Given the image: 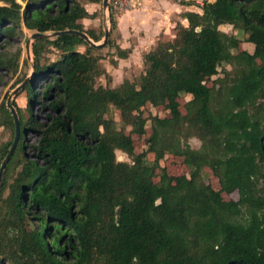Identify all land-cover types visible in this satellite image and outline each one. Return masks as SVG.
<instances>
[{
    "label": "trees",
    "instance_id": "trees-1",
    "mask_svg": "<svg viewBox=\"0 0 264 264\" xmlns=\"http://www.w3.org/2000/svg\"><path fill=\"white\" fill-rule=\"evenodd\" d=\"M95 17L81 0H0L7 36L24 24L41 33L82 30L98 42L104 32L80 22ZM183 17L188 25L161 34L142 72L117 86L98 83L112 78L104 47H116L113 64L131 51L114 45L113 10L101 47L72 33L33 42L27 109L43 79L41 95H55V113L45 124L16 106L21 133L0 188V264H264V0H205L202 13ZM53 50L59 56L50 60ZM148 104L169 115L146 116ZM149 119L148 149L137 152L133 135H146ZM0 125L15 137L5 103ZM28 130L39 136L30 157ZM13 140L0 144V167ZM170 156L189 172L171 174L162 164ZM207 168L219 189L205 179ZM234 192L238 199H225Z\"/></svg>",
    "mask_w": 264,
    "mask_h": 264
},
{
    "label": "rangeland",
    "instance_id": "rangeland-1",
    "mask_svg": "<svg viewBox=\"0 0 264 264\" xmlns=\"http://www.w3.org/2000/svg\"><path fill=\"white\" fill-rule=\"evenodd\" d=\"M84 6H86L87 1L81 0ZM174 1V0H173ZM99 4L96 6L97 11L95 18H88L80 20L82 21L85 28L95 27L96 29L102 30L105 35V31L107 28L111 31L112 22L110 18L108 21L106 20L104 9H103V1L98 2ZM125 11V10H123ZM117 21V20H116ZM224 30L229 33H237L236 29L233 28L232 25L227 24L224 25ZM34 32L25 27L24 24H19L15 28V34L13 36H7L5 33L0 32V57H3V64H0V104L5 103L9 106V103H12L17 110L21 108L25 113L26 117L31 115V118L40 123H48L50 121V117L54 115V110L50 106V102L55 97L54 94L45 97L41 95L42 87L44 85L45 80L41 79L37 81L36 88L39 90V94L37 98L31 104L32 113L28 111L29 107V96L26 91V85L14 94L15 89L20 86L26 78L32 79L34 77L33 68L34 64V53H33V41H31L32 34ZM116 36V30L112 31V37ZM114 39V38H113ZM104 41V37L102 40L98 42ZM114 45H117L114 39ZM240 48H246L250 51L254 50V45L249 42H242L239 46ZM81 51L86 49L85 46H79ZM116 47L106 46L102 49L101 53L105 57V60L102 61L104 66L106 67L108 73L111 75V79L109 80L107 77L102 76L98 79L99 84H110L111 86H117L121 84L125 79L134 80L139 73L142 72L144 68V60L140 61V59H133L132 61H125L121 65L119 63L113 64L111 61L114 59L113 55L116 54ZM58 52L53 50L48 53L47 57L50 60H55L58 58ZM117 58V56H114ZM118 59V58H117ZM120 60V59H119ZM118 60V61H119ZM142 63V66L140 65ZM14 94V95H13ZM12 96L11 101L9 98ZM188 96L182 97L179 99L181 104V110L185 112L184 103L186 102ZM16 104V105H15ZM17 106V107H16ZM144 114L149 116L150 114H158L160 116L169 115V111L163 108H156L152 105L148 104L144 109ZM130 129V128H129ZM128 129V130H129ZM151 133V120L149 119L147 123V134L144 136L133 135L135 148L137 152H142L148 149L147 138ZM14 134L8 128L0 125V144L13 140ZM39 136L35 131L28 130L25 134V153L27 156H35L36 151L32 148L34 144L37 143ZM189 142L193 148H199L201 145V141L195 137L189 139ZM117 156L121 160H128L127 155L118 150ZM149 158L153 159V153L148 154ZM163 165H166L168 171L171 174H185L188 173V168L183 163V158L181 157H168L165 161H162ZM205 179L210 181L212 185L219 189V183L216 176L213 172L207 168L205 173ZM225 199H238V193L234 192L232 194H223Z\"/></svg>",
    "mask_w": 264,
    "mask_h": 264
},
{
    "label": "crops",
    "instance_id": "crops-1",
    "mask_svg": "<svg viewBox=\"0 0 264 264\" xmlns=\"http://www.w3.org/2000/svg\"><path fill=\"white\" fill-rule=\"evenodd\" d=\"M98 4L87 2L85 7L92 14L97 11ZM186 11L202 13V5L195 2L178 3L173 0H140L131 9L114 12L117 27L116 36L113 35V38L122 49L131 50L128 57H117V61L120 59L118 63L121 65L133 59L142 61L143 55L153 48L161 34L173 37L177 22L188 25L187 19L183 17ZM85 19L88 18H84V21H87ZM140 65L142 66V63Z\"/></svg>",
    "mask_w": 264,
    "mask_h": 264
},
{
    "label": "water",
    "instance_id": "water-1",
    "mask_svg": "<svg viewBox=\"0 0 264 264\" xmlns=\"http://www.w3.org/2000/svg\"><path fill=\"white\" fill-rule=\"evenodd\" d=\"M103 8H104V14H105L106 20L108 21V18H110L109 0H103ZM70 33L80 35L81 37H83L86 41H88V43H90L94 47L103 46L109 40L110 35H111L110 29L107 28L106 31H105V35H104V41L95 42L85 31L76 30V29H67V30H60V31H55V32H44V33L34 32L32 34L31 41L34 42L37 38H41V37H49L50 38V37L63 35V34H70ZM32 65H33V68H34V64H32ZM30 80H31L30 78H26L23 81V83L15 89L14 94H16L20 90V88H22L25 85H27L30 82ZM11 98H12V96L9 98L10 101H11ZM9 105L11 106L12 113H13V115L15 117L16 133H15V137H14L13 143H12V145L10 147V150L7 153V155L5 156V158H4L3 162H2V165L0 167V188H1L2 181H3V176H4V173H5L6 166H7L8 162L10 161L11 157L13 156V154H14V152L16 150V147L18 145L19 138H20V133H21V126H20V119H19L18 112H17L16 108L14 107V105L12 103H9Z\"/></svg>",
    "mask_w": 264,
    "mask_h": 264
},
{
    "label": "built area",
    "instance_id": "built-area-1",
    "mask_svg": "<svg viewBox=\"0 0 264 264\" xmlns=\"http://www.w3.org/2000/svg\"><path fill=\"white\" fill-rule=\"evenodd\" d=\"M140 0H109L110 13L121 12L123 10H128L134 7ZM178 3L195 2L196 4L203 5L205 0H174Z\"/></svg>",
    "mask_w": 264,
    "mask_h": 264
}]
</instances>
